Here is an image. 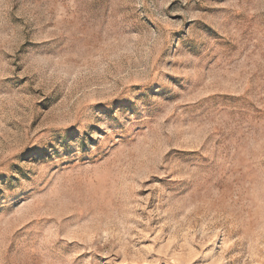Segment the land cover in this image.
<instances>
[{
  "label": "rangeland",
  "instance_id": "obj_1",
  "mask_svg": "<svg viewBox=\"0 0 264 264\" xmlns=\"http://www.w3.org/2000/svg\"><path fill=\"white\" fill-rule=\"evenodd\" d=\"M0 264H264V0H0Z\"/></svg>",
  "mask_w": 264,
  "mask_h": 264
}]
</instances>
